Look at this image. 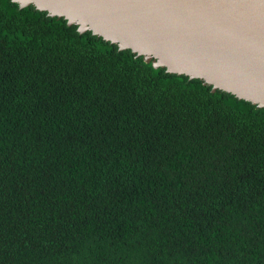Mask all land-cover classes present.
Masks as SVG:
<instances>
[{
  "label": "trees",
  "instance_id": "obj_1",
  "mask_svg": "<svg viewBox=\"0 0 264 264\" xmlns=\"http://www.w3.org/2000/svg\"><path fill=\"white\" fill-rule=\"evenodd\" d=\"M0 264H264V108L0 0Z\"/></svg>",
  "mask_w": 264,
  "mask_h": 264
},
{
  "label": "water",
  "instance_id": "obj_2",
  "mask_svg": "<svg viewBox=\"0 0 264 264\" xmlns=\"http://www.w3.org/2000/svg\"><path fill=\"white\" fill-rule=\"evenodd\" d=\"M264 108V0H12Z\"/></svg>",
  "mask_w": 264,
  "mask_h": 264
}]
</instances>
